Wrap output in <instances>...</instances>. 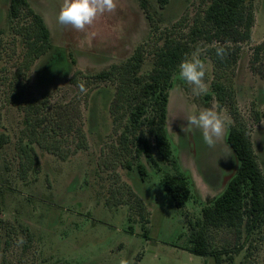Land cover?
I'll return each instance as SVG.
<instances>
[{"label":"rangeland","instance_id":"374dc122","mask_svg":"<svg viewBox=\"0 0 264 264\" xmlns=\"http://www.w3.org/2000/svg\"><path fill=\"white\" fill-rule=\"evenodd\" d=\"M26 2L43 21L50 47L37 43L44 50L35 58L32 39L24 36L31 19L21 11L8 22L9 0H0V264H215L181 247L188 223L199 221L201 208L223 192L238 163L225 144L227 128L209 147L187 117L227 109L233 125L249 134L264 173V51L254 58L264 42V0L251 3V38L234 46L233 68L216 69L202 53L206 94L193 95L173 70L165 120L170 163L154 149L152 102L139 87L165 43L183 47V59L210 47L195 32L207 1L168 0L160 8L156 0H117L116 11L87 33L58 23L63 0ZM136 52L138 70L130 62ZM110 70L108 79L94 78ZM214 83L224 86L222 105ZM141 102L146 112L134 128L130 114ZM176 170L191 194L180 209L161 185L163 175ZM206 234L215 250L242 245L222 255V264H264V225L247 237L227 228Z\"/></svg>","mask_w":264,"mask_h":264},{"label":"trees","instance_id":"16d2710c","mask_svg":"<svg viewBox=\"0 0 264 264\" xmlns=\"http://www.w3.org/2000/svg\"><path fill=\"white\" fill-rule=\"evenodd\" d=\"M159 7L163 8L168 0H156ZM201 27L195 32L206 44L210 45L206 53L216 69L233 68L238 60V44L245 43L251 38V29L254 22L251 3L253 0H206ZM21 11L31 19V25L26 29L25 37H31L35 58L43 52V47L49 48V33L41 18L29 7L26 0H9L8 22L12 23ZM151 21V16L146 13ZM31 29L36 31L33 37L29 34ZM32 30V31H33ZM230 42L228 55L219 59L215 49L211 47L215 42L224 44ZM37 43L43 47H35ZM46 50V49H45ZM254 58L259 51H264V42L255 47ZM185 49L183 47L169 46L156 49L152 68L147 74V81L141 83L139 92L142 98H148L152 102L153 115L148 121V134L153 141L157 155L164 162H171V148L165 128L167 89L170 86V78L173 70L183 60ZM135 62L134 70H138L141 57L137 52L130 62ZM31 62H27L29 65ZM29 66H26L28 68ZM116 67H112L113 71ZM110 71H104L94 76L98 79H108ZM213 88L217 94L220 105L223 104L224 86L214 83ZM15 103L14 101H12ZM144 103L136 105L134 112L130 114V123L135 128L141 123L145 114ZM260 116L264 118V111ZM258 119V117H257ZM40 122V121H39ZM39 127V123H36ZM36 126V127H37ZM143 152L147 158H151V152L146 142L142 141ZM225 144L235 156L238 167L234 176L228 181L223 192L201 208L199 221L189 224V232L185 237V244L181 247L191 255L198 257L211 256L215 264H222V255L230 252L237 253L242 245L235 250L224 248L215 250L210 246L206 231L208 229L227 228L232 230L237 237L244 232L249 236L252 232L264 225V173H262L249 134L238 125L227 128ZM161 185L165 193L172 199L176 208L180 209L190 200L191 194L186 177L176 170L174 173H165L161 178ZM181 238V237H180ZM230 259V258H229ZM228 259V260H229Z\"/></svg>","mask_w":264,"mask_h":264},{"label":"clouds","instance_id":"9594fccd","mask_svg":"<svg viewBox=\"0 0 264 264\" xmlns=\"http://www.w3.org/2000/svg\"><path fill=\"white\" fill-rule=\"evenodd\" d=\"M117 9V0H63L58 12L57 21L62 26H70L77 32L87 33L97 20L105 13H114ZM211 47L215 49L216 56L223 60L229 52L230 42L220 44L215 42ZM207 49L197 47L190 56L186 57L178 65V77L191 86L192 94L201 96L208 92L205 82L207 68L200 58ZM79 92L87 94L86 82L77 83ZM187 123L201 130L202 139L209 147L222 138L226 128L233 125V120L227 109L222 111L215 107L190 113ZM120 264H129L127 260H121Z\"/></svg>","mask_w":264,"mask_h":264}]
</instances>
